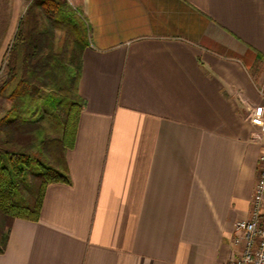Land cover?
<instances>
[{"label": "crops", "instance_id": "1", "mask_svg": "<svg viewBox=\"0 0 264 264\" xmlns=\"http://www.w3.org/2000/svg\"><path fill=\"white\" fill-rule=\"evenodd\" d=\"M72 2L88 43L70 180L13 219L0 264H222L264 149V0Z\"/></svg>", "mask_w": 264, "mask_h": 264}, {"label": "trees", "instance_id": "2", "mask_svg": "<svg viewBox=\"0 0 264 264\" xmlns=\"http://www.w3.org/2000/svg\"><path fill=\"white\" fill-rule=\"evenodd\" d=\"M1 69L0 252L14 218L37 220L49 182H68L84 99L78 93L87 29L67 0H26Z\"/></svg>", "mask_w": 264, "mask_h": 264}, {"label": "built area", "instance_id": "3", "mask_svg": "<svg viewBox=\"0 0 264 264\" xmlns=\"http://www.w3.org/2000/svg\"><path fill=\"white\" fill-rule=\"evenodd\" d=\"M251 120L264 133V107H258ZM233 226L237 253L222 264H264V149L257 157L248 215L235 220Z\"/></svg>", "mask_w": 264, "mask_h": 264}, {"label": "rangeland", "instance_id": "4", "mask_svg": "<svg viewBox=\"0 0 264 264\" xmlns=\"http://www.w3.org/2000/svg\"><path fill=\"white\" fill-rule=\"evenodd\" d=\"M67 1L70 4L73 3L72 0ZM26 5V0H0V50L2 53L1 69L4 65L6 51L12 43L18 22L24 14ZM75 10H77L76 7ZM1 76L2 73L0 71V78ZM6 108L7 107L4 109Z\"/></svg>", "mask_w": 264, "mask_h": 264}]
</instances>
